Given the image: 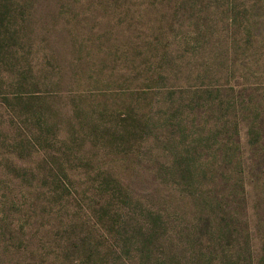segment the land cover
<instances>
[{
	"label": "rangeland",
	"instance_id": "374dc122",
	"mask_svg": "<svg viewBox=\"0 0 264 264\" xmlns=\"http://www.w3.org/2000/svg\"><path fill=\"white\" fill-rule=\"evenodd\" d=\"M0 264H264V0H0Z\"/></svg>",
	"mask_w": 264,
	"mask_h": 264
}]
</instances>
